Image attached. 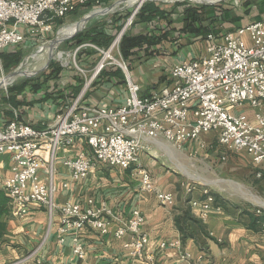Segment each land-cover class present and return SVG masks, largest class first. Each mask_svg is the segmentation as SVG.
Returning <instances> with one entry per match:
<instances>
[{"label":"built area","instance_id":"obj_1","mask_svg":"<svg viewBox=\"0 0 264 264\" xmlns=\"http://www.w3.org/2000/svg\"><path fill=\"white\" fill-rule=\"evenodd\" d=\"M90 3L93 9L102 4L101 0H0V54L20 46L29 37L35 40L50 35L59 20ZM136 15L135 11L127 18L107 47L85 42L72 49L73 74L79 75L83 84L74 97L62 101L51 123L35 127L15 117L0 124V169L3 155L8 154L11 161L10 175L0 182V189L9 198L11 215L24 217L33 208L45 210L50 220L58 215V242L62 244L64 237L71 234V253L78 261L86 259L78 232L88 225L104 235L110 222L100 211L81 203L55 202L58 152L75 142L86 147L62 161L69 182L86 179L99 165L133 169L140 177L141 190L155 193L164 208L175 205V195L156 192L151 174L140 164V152L147 142L161 139L181 149L198 142L202 134L215 133L220 146L245 153L258 176L264 175V19L246 22L222 34L208 32L205 55L173 64L168 73L170 83L142 96L119 49ZM84 51L97 56L91 68L79 59ZM61 67L63 73L65 69ZM107 69L120 70L123 75L122 104H88V93ZM244 106L253 110L251 115L240 109ZM199 146L205 148L204 143ZM195 190L194 185L187 187V193ZM189 204L204 221L213 212L215 199L203 189L200 198L190 199ZM263 210L257 208L255 212L261 215ZM143 224L142 213L134 210L130 218L120 221L114 236L119 240L128 237L124 248L133 259L141 264H156L155 255L148 250L149 237L142 231ZM40 248L39 245L29 256L30 264H41ZM159 248L177 249L180 259L188 264H216L205 253L192 257L179 241L163 242Z\"/></svg>","mask_w":264,"mask_h":264},{"label":"crops","instance_id":"obj_2","mask_svg":"<svg viewBox=\"0 0 264 264\" xmlns=\"http://www.w3.org/2000/svg\"><path fill=\"white\" fill-rule=\"evenodd\" d=\"M102 2H106V0ZM161 9L165 11L162 17H156L149 23L139 22L135 25L137 27L130 31L132 35L148 32L157 36L165 35V38L162 39L161 37L156 45L151 46L148 50L144 48L138 51L137 55L127 62L130 66H133L131 75L134 81L140 85L142 96H149L159 88L168 85L170 83L168 73L173 64L195 56L205 55L208 46V41L202 34H185L180 30L183 26V16L181 15L183 11L178 14L180 16L177 19L178 21L176 20L180 23L178 24L180 26L174 27L176 23L172 22L171 18L174 14L168 15L165 9ZM85 10L83 11L82 9L80 13L85 12ZM108 13L109 9L104 12H99V10L90 11L82 18L85 19L88 15H92L83 27L81 25L82 28H80V24H75L66 27V29L62 28L63 30L61 29V31L58 30L60 40L57 44L68 39V45H73V42L70 41L80 32L88 27H94L100 22L111 21L110 18L112 16L110 18L107 17V19L104 18ZM244 23L246 22H242V24ZM77 27L80 29L77 30ZM173 28V32L170 31ZM166 30H169V32H166ZM70 31L73 32L70 34ZM172 35H176L179 38L178 43L170 41L173 39ZM188 35H195L196 37H193L194 40L199 41L187 46ZM36 40L29 37L23 46L25 49L33 48L32 45H34ZM52 40H50L51 48L54 49L56 44H53ZM17 48L14 47L7 50L5 54H9L12 52L10 50ZM22 54L24 56L25 53ZM33 55L31 52L29 56ZM29 56L26 58L28 59ZM0 57L2 59L0 74L2 75L6 69L3 67V57L1 55ZM94 57L93 52L84 51L79 56V59L84 65L89 66V64L92 65L94 63V61H91ZM43 71H45L44 68L33 72H24V74L14 71L7 78L8 82L6 84L9 86L6 89H3L0 84L1 125L15 119V117L19 121L27 122L35 127H44L45 124L54 120L61 105V100L57 98V95H55V98L43 99L41 97L44 91L41 90L37 93L38 95L29 91L27 92L30 96L27 99L29 103L22 104L17 108L11 106L3 99L7 98L8 88L22 82H12L17 77H23L26 80L36 79ZM65 72L62 73L59 82L61 90L73 82V72ZM4 79L5 77L0 80V83ZM124 97V83L122 79L115 75L110 81H102L101 84L94 86L88 93L86 102L99 106H118L122 104ZM248 114L251 115L252 113L249 112ZM200 143H204L205 148H200ZM215 144L216 151H211L213 147L211 141L207 142L201 138L198 142L188 144L181 149L175 148L161 139L145 144V150L140 155V164L151 174L155 191L172 192L175 195V205L172 208H164L159 205L155 193H146L141 190L140 177L133 169L123 170L117 167L99 165L90 171L86 179L77 183L69 182L68 173L62 166V161L65 157L74 156L80 149L86 147L84 144L75 142L72 146L62 151L60 158L56 161V165L60 161V166L58 167L57 165L55 202L57 204L77 202L87 208L100 211L101 216L110 222L108 232L101 235L99 231L88 225L80 230L78 234L86 248V259L85 261H78L71 253V234L68 233L64 237L62 244L58 242V215L50 220L45 210L33 208L24 217H15L11 214L2 216L0 220L4 224V228L0 235V263L17 262L18 264H30L32 261L29 256L40 245L41 248L38 255L41 264H141L133 259L129 251L124 248V243L128 241V237L119 240L114 236L120 221L127 220L131 217L134 210H139L144 217L142 231L149 237L148 250L155 255L156 264H188L180 259L177 249L159 248L161 243L171 241H179L182 249L189 252L194 258L201 253H205L216 264H264V229L257 231L250 229L248 227L249 219L245 214L246 212H255L257 208L264 209L263 185H260L259 196H255L260 202L251 203L250 206L246 205V207L239 203L233 205L232 209H229V206H222V204H216L215 202L213 212L203 221L197 217L196 210L192 209L189 204L190 199L200 198L202 190L187 193V187L192 184L182 182L180 186L177 179L173 177V173H171L169 165L171 163H179V159H181L182 155H185V152H199L202 150L209 152L210 150L209 157L211 156L212 158V154H216V157H213L214 163L220 162L222 163L221 165H225L224 161L227 159L244 158L251 163L255 176L258 179L264 178V175L258 176L257 169L248 155L226 150L220 146L218 141ZM145 151L150 152L152 159ZM159 155L162 156L160 157ZM222 157L225 159L222 160ZM10 165L9 155H3L0 182L9 177ZM166 170L167 172L162 178L160 175ZM182 170L187 175H190L184 166ZM196 178L201 179L200 177ZM65 183H67V187H64ZM223 199L224 201L227 200L226 197H223ZM187 208L190 209L195 220L203 223L202 225L208 236H205L199 227L190 222L182 225L184 228L183 232L179 230L176 220L181 214L180 210Z\"/></svg>","mask_w":264,"mask_h":264},{"label":"rangeland","instance_id":"obj_3","mask_svg":"<svg viewBox=\"0 0 264 264\" xmlns=\"http://www.w3.org/2000/svg\"><path fill=\"white\" fill-rule=\"evenodd\" d=\"M135 1L106 0V2H101L102 4L96 9L89 8L85 10L84 8L83 11L85 10V12L80 13L81 10L78 12V14L80 15H78L77 13L75 15L72 14L67 19L63 20L61 24L57 22L58 25L51 32L50 36L45 35L44 37H36L35 39L37 40L34 42V45H32L33 48L29 47L28 49H25L23 43L20 46H17L19 49L16 47L17 49L10 50L12 51L11 53L22 52L25 54L22 57L19 65L14 67V69L10 71L4 70L2 75L0 74V80L3 79V77H5V79L1 81L0 84L3 85L4 82L7 83L8 82L7 78L10 76V74H13L12 72L14 71L24 74V72L25 73L33 72L43 68L44 70H46V68L48 67L49 59H52L53 62L55 63H59L63 65L65 71L73 72L74 61L70 53L74 47H71L72 46L71 44L68 45V41H67L68 39H67L61 41L59 44H56L55 48L52 49L50 40H52L55 37L58 30L61 31L62 28L66 29V27L68 26L79 24L82 18L93 10L94 12L97 10H99V12L101 11L104 12L107 11V9H109V13L104 18L107 19V17L110 18L112 16L110 18V20H112L116 18L115 15H117L118 13L122 15L127 14V16L129 17L132 13L136 11V14L138 15L139 11L141 10L142 6L145 3L153 2L159 7L165 9L168 12V15L171 13L174 14L171 18H172V22L176 23V25L173 26L179 27L180 25L178 24L180 23L177 22L178 21L177 19L180 18V16L178 14L181 11H183L181 15L184 18L185 9L191 6L195 8L198 7L200 8L199 9L200 14L202 15L200 17V20L198 21L200 23V27H209L208 25H210L212 26L213 30L216 31V34L219 33L222 34L223 32L229 30L230 28H235L241 25L242 22L249 23L255 20L264 19V0H144L139 3L138 0ZM137 15L135 16V21H134L135 24L130 26L128 31H131L133 28L135 29L137 27V26L135 27V25L137 24L136 21L138 19ZM173 30L174 28L171 29L170 31L173 32ZM73 31H70V34ZM195 35L192 36L188 35L189 39L186 40L187 46H190L195 42L199 41V40L197 41L194 40V38L196 37ZM172 37L173 39L171 40V42L174 41L177 42L179 40V38H177L176 35H172ZM202 39L200 40L202 41ZM31 52L32 55L34 54L33 56H29ZM60 53H62L63 55L62 57L59 56ZM27 56H29L28 59L26 58ZM96 60H97V56L91 59L92 62L93 61L96 62ZM76 62L79 64L78 57H76ZM23 63H25V65H23ZM0 64H2L1 57H0ZM89 65H90L89 68H91L92 65L91 64ZM128 68L129 71H131L133 66L128 65ZM24 80L26 79L23 77L20 78L17 77V79L12 82H16V81L20 82ZM49 84L52 85L51 82ZM8 86H9L8 84L4 85L3 89ZM44 90L46 89L44 88L42 91ZM240 109L245 111L247 114L249 112L251 113L253 112V110L250 109L248 106H244L243 108ZM200 138L207 142L211 141L213 146L211 151L217 150L215 144L217 142L215 133L202 134ZM61 152L62 150H59L57 159L60 158ZM143 152L144 151L140 152V155ZM145 153H147L150 157V152L148 153L147 151H145ZM209 155H210V150L209 152L207 150L205 151L202 150L199 152L198 151L185 152V155H182L181 159H179L178 161L179 163L177 162H176L177 164L171 163L169 165V168L171 169V173H173V177L177 179L179 185L182 182H189L190 184L196 187L195 191L207 189L210 191V193L213 196H217L220 199L219 200L220 203H222V201L224 200L223 197H226L227 199L226 201L228 203L229 209H232L233 205H237L239 203L243 204L246 207V205L250 206L251 203L257 202L254 198H256L255 196L259 194L258 192L260 191L261 188L260 185L264 186V178L258 179L255 176V172L250 162H248L244 158L236 159L235 157L233 158V160L227 159L226 161H224L225 165H221L222 163L220 162L214 163L213 157L215 158L216 154L214 155L212 154V158L211 156L209 157ZM159 156L161 157L162 155ZM150 159L152 158L150 157ZM57 165L58 167L60 166V161L57 162ZM183 166L185 167L187 172H189L190 175H187L182 170ZM166 172L167 170L164 171V173H162L160 176L164 178V174ZM196 177H200L201 179H197ZM236 185H241L242 189L241 186H236ZM242 192L247 193L248 196L247 195L245 196L244 194H242Z\"/></svg>","mask_w":264,"mask_h":264},{"label":"trees","instance_id":"obj_4","mask_svg":"<svg viewBox=\"0 0 264 264\" xmlns=\"http://www.w3.org/2000/svg\"><path fill=\"white\" fill-rule=\"evenodd\" d=\"M105 1V0H101ZM92 8L91 3L88 4L86 9ZM200 8L195 7H189L185 9L184 14V20L183 26L180 29L185 34H202L203 36H206L208 32L213 30L212 26L208 25L209 27H200V23L198 22L200 20V17L202 16L200 14ZM165 11L162 10L158 5H156L153 2H147L145 3L141 10L139 11L137 15V23L143 22V23H149L156 17H162L164 15ZM76 14V13H75ZM74 14V15H75ZM114 20H111L109 22L103 21L100 22V24H96V26L88 27L84 31L77 34V36L72 39L70 42H73L72 46H77L81 43L85 42H92L99 46L107 47L112 39L115 36V33H117L122 26L125 23L126 18L128 17L126 15L117 14L115 15ZM221 18V17H220ZM222 19V18H221ZM59 24L63 22V20L58 21ZM171 23V22H170ZM135 24V22H134ZM238 27V26H237ZM232 29V28H230ZM229 29V30H230ZM166 32H169V30H166ZM204 33V34H203ZM168 35V33H167ZM165 35L157 36L153 33H141V34H135L132 35L130 31L125 33L121 39L120 43V53L121 56L125 61H130L134 56L137 55L138 51L143 50L144 48L148 50L153 45H156L158 41H160V38L164 37ZM167 39V36H166ZM172 40V39H171ZM170 40V41H171ZM3 57V67L6 70H11L12 68L16 67L22 59V52H14L5 54H0ZM63 68L59 63L52 62L48 68L41 73L40 76H38L36 79H27L22 81L20 84L12 86L7 89V98H3L4 101L8 102L11 106H14L15 108L21 106L22 104H26L29 98V95L27 92H32V94H37L44 88L43 95L41 98L47 99L50 97L55 98V95H57L60 100L61 104L62 101H64L66 98L74 97L81 89L83 84V79L79 75H74L73 82L70 85H67L65 89L62 90L59 88V82L61 79ZM119 77L123 80V75L120 70H112L107 69L103 71L99 79L95 82V86L97 84H101L102 81H110L114 76ZM51 82L52 85L49 83ZM38 95V94H37ZM22 101H21V99ZM29 103V102H28ZM215 202H219V198L217 196H214ZM223 205L228 206L226 203V200L222 201L220 203ZM181 214L177 218L176 223L181 232L184 231V228L182 225H184L186 222H190L197 227L200 228V231L203 232L205 236H208V233L205 232L203 223L199 220H195L192 216L190 209H181ZM10 213V207H9V198L6 196V194L0 189V218L2 216H9ZM249 219V225L248 227L252 230H261L264 229V210L261 215H257L256 212H246L245 213ZM4 224L0 220V235L3 232Z\"/></svg>","mask_w":264,"mask_h":264},{"label":"water","instance_id":"obj_5","mask_svg":"<svg viewBox=\"0 0 264 264\" xmlns=\"http://www.w3.org/2000/svg\"><path fill=\"white\" fill-rule=\"evenodd\" d=\"M91 16H92V15H88V17H86L85 19H82V20L79 22V24H80V28H82L83 25H85V24L88 22V20H89V18H90ZM81 25H82V27H81ZM80 28L77 27V30H79ZM59 34H60V33L57 32L56 37L52 40L53 44H57V43L59 42V40H60V35H59ZM52 47H54V45H52ZM52 62H53V60H52V59H49L48 65H49L50 63H52ZM2 86H4V85H2Z\"/></svg>","mask_w":264,"mask_h":264},{"label":"bare ground","instance_id":"obj_6","mask_svg":"<svg viewBox=\"0 0 264 264\" xmlns=\"http://www.w3.org/2000/svg\"><path fill=\"white\" fill-rule=\"evenodd\" d=\"M142 1H144V0H138V3H139V2H142ZM136 2H137V1H136ZM50 52H51V51H50ZM51 54H52V53H51ZM62 56H63V55H62ZM61 59H62V58H61ZM5 84H6V82H4V85H5ZM242 194H244L245 196L247 195V193H243V192H242ZM247 196H248V195H247ZM250 198H252V197H250ZM254 199H255L257 202H260L258 198H254Z\"/></svg>","mask_w":264,"mask_h":264}]
</instances>
